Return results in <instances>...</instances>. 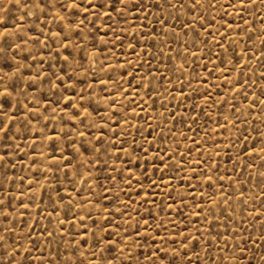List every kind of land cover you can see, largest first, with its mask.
Wrapping results in <instances>:
<instances>
[{
    "label": "rangeland",
    "instance_id": "1",
    "mask_svg": "<svg viewBox=\"0 0 264 264\" xmlns=\"http://www.w3.org/2000/svg\"><path fill=\"white\" fill-rule=\"evenodd\" d=\"M77 3L0 0V264H264V0Z\"/></svg>",
    "mask_w": 264,
    "mask_h": 264
},
{
    "label": "snow or ice",
    "instance_id": "2",
    "mask_svg": "<svg viewBox=\"0 0 264 264\" xmlns=\"http://www.w3.org/2000/svg\"><path fill=\"white\" fill-rule=\"evenodd\" d=\"M253 0H248V3H252ZM110 3H111V0H106V4H108L110 6ZM120 3L123 4L124 3V0H120ZM238 3L240 5H244L245 3V0H238ZM71 7H75V8H80L81 7V4L80 3H77V0H71V4H70ZM230 7H232L233 5L232 4H229ZM90 7H96V5H90ZM172 7H176V5H172ZM193 7H195V5H193ZM3 10H7V6L5 5L4 9ZM87 11V9H85ZM107 14V13H106ZM4 20L3 17H0V23H2ZM10 35V33L8 32V29L5 28L4 30V33L3 34H0V40H4L6 38V36ZM240 81L238 80L237 83H239ZM5 92H7V89L4 90ZM2 107V106H0ZM0 117H2V119H0V133H4V136L7 137V133H8V130H9V127H10V120L8 118V114L6 112H3V113H0ZM262 135V139H264V134H261ZM11 138V137H9ZM249 154H252L251 152ZM171 158V157H170ZM5 159V156L4 155H0V160H3ZM70 163V161H69ZM161 163H163V161H161ZM264 175V174H262ZM208 183L211 185L212 184V177L211 176H207L206 177ZM264 182V181H262ZM262 194H264V190H262ZM241 195H243V193H241ZM262 236H264V233H262ZM0 239H3V237H0Z\"/></svg>",
    "mask_w": 264,
    "mask_h": 264
},
{
    "label": "bare ground",
    "instance_id": "3",
    "mask_svg": "<svg viewBox=\"0 0 264 264\" xmlns=\"http://www.w3.org/2000/svg\"><path fill=\"white\" fill-rule=\"evenodd\" d=\"M230 41V40H229ZM196 56V55H195Z\"/></svg>",
    "mask_w": 264,
    "mask_h": 264
}]
</instances>
